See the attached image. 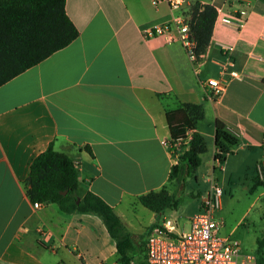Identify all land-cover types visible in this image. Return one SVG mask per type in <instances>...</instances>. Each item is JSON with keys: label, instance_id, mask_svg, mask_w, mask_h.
<instances>
[{"label": "crops", "instance_id": "1", "mask_svg": "<svg viewBox=\"0 0 264 264\" xmlns=\"http://www.w3.org/2000/svg\"><path fill=\"white\" fill-rule=\"evenodd\" d=\"M196 3L218 7L233 21L214 19L198 72L178 41L144 35ZM181 11L152 0H65L79 35L0 86V264H120L97 216L65 213L51 202L33 207L25 186L30 163L52 144L128 231L137 234L143 213L144 232L178 212L157 219L139 208L138 197L162 186L173 190L165 114L186 104L203 110L194 130L206 149L195 183L201 177L209 186L211 178L227 194L229 183L246 184L240 222L253 216L255 230L251 252L241 251L255 254L264 229V1L184 0ZM223 66L239 76L211 99L202 82L229 78ZM215 120L238 139L220 167ZM190 143L191 133L185 148ZM207 190L197 193L200 204ZM193 214L177 219L179 230L187 229ZM235 226L223 232L232 235Z\"/></svg>", "mask_w": 264, "mask_h": 264}, {"label": "trees", "instance_id": "2", "mask_svg": "<svg viewBox=\"0 0 264 264\" xmlns=\"http://www.w3.org/2000/svg\"><path fill=\"white\" fill-rule=\"evenodd\" d=\"M191 11L190 29L200 61L211 37L216 10L209 4L196 3ZM78 35L79 31L65 12V0H0V86L65 47ZM202 116V108L191 104L165 114L171 143L168 151L176 159L170 166L167 181L174 189L170 192L162 186L138 197L139 203L154 213L155 218L178 209L186 180L200 165V155L206 146L194 129ZM214 127L215 159L223 163L238 139L219 120H215ZM187 132L191 133V143L183 149ZM174 145H178L179 150H175ZM25 186L31 202H51L65 213L97 216L115 243L118 263L130 264L134 253L140 252L143 258L137 264H148L143 237L157 222L149 225L143 235L128 231L113 208L79 181L74 162L54 150L52 144L31 161ZM255 258L256 264H264V229L256 239Z\"/></svg>", "mask_w": 264, "mask_h": 264}, {"label": "built area", "instance_id": "3", "mask_svg": "<svg viewBox=\"0 0 264 264\" xmlns=\"http://www.w3.org/2000/svg\"><path fill=\"white\" fill-rule=\"evenodd\" d=\"M162 2L170 10L181 11L184 0H152L154 5ZM214 9L216 10L215 19L224 24H233L230 18L221 15L218 7ZM191 21L192 11H181L171 20L148 27L144 35L162 37L168 42L178 41L189 60L196 64L195 71L198 72L199 60L195 54L196 43L190 29ZM226 72L229 78H207L202 82L209 98H219L228 82L239 76L236 70L227 71L223 66V73ZM189 133H186V138ZM185 141L186 139L183 144ZM165 145L168 150L171 145L169 139ZM173 148L179 150L178 145H174ZM216 162L220 167L221 162L218 159ZM222 194L223 189L209 178L208 190L200 209L188 219L187 229L179 230L177 220L168 219V217L157 222V225L145 237L146 262L148 264H256L255 254L242 252L239 242L231 234L223 232L224 222L214 216L215 210L220 206ZM42 204V202H32L34 208H39Z\"/></svg>", "mask_w": 264, "mask_h": 264}, {"label": "rangeland", "instance_id": "4", "mask_svg": "<svg viewBox=\"0 0 264 264\" xmlns=\"http://www.w3.org/2000/svg\"><path fill=\"white\" fill-rule=\"evenodd\" d=\"M195 176L196 175L194 174L187 178L186 183H188V185L185 186L184 191L180 194L181 205L178 207V212L175 215L168 216V219L172 218L176 221L178 218L181 219L180 217L199 211L201 204L199 202L200 195H197V193L199 192L203 195L208 188V184L205 183L201 177H198L197 187L195 183ZM230 184L231 183H229L230 194H227V191H225V193L223 191L224 195L221 196L222 201L220 200V206L215 210L214 216L224 222L223 231L225 230V227L226 230H229L236 225L235 227H237V231L231 236L239 242L242 251L251 252V246L253 245L251 242V234L255 230L251 222V218H253V216L251 218L249 217L244 219L243 222H240L244 203L246 202L245 196L248 193V188L242 180L234 181L232 183L233 186H230ZM172 186L173 185H171L170 189H174ZM223 186L227 188V185ZM139 206V208H142L145 212H149L148 209L142 207V205ZM145 219L146 216L142 213V217H140L138 223L136 224L137 227L134 230L138 235H143L144 233L140 230V227H143ZM157 219H161V217L158 216ZM177 222L178 220L176 221V224ZM142 258V253L135 252L130 264H137Z\"/></svg>", "mask_w": 264, "mask_h": 264}, {"label": "water", "instance_id": "5", "mask_svg": "<svg viewBox=\"0 0 264 264\" xmlns=\"http://www.w3.org/2000/svg\"><path fill=\"white\" fill-rule=\"evenodd\" d=\"M64 193V192H63ZM77 201H78V199H77Z\"/></svg>", "mask_w": 264, "mask_h": 264}]
</instances>
